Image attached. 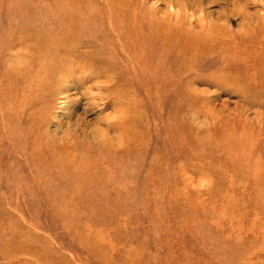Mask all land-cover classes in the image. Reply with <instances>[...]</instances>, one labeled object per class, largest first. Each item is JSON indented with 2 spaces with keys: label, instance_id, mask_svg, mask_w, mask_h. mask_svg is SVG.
Masks as SVG:
<instances>
[{
  "label": "rangeland",
  "instance_id": "rangeland-1",
  "mask_svg": "<svg viewBox=\"0 0 264 264\" xmlns=\"http://www.w3.org/2000/svg\"><path fill=\"white\" fill-rule=\"evenodd\" d=\"M134 7L198 36L166 90H192L190 111L152 94L134 56L104 66L99 46L81 44L121 35L106 18ZM48 34L62 39L51 51L67 48L59 57L87 60L46 85L28 67L41 52L12 57V44L44 35L45 49ZM261 65L264 0H0V264H264V90L249 79ZM111 69L124 73L95 86ZM173 119L194 146L173 148ZM78 161L99 168L90 191L55 166Z\"/></svg>",
  "mask_w": 264,
  "mask_h": 264
},
{
  "label": "bare ground",
  "instance_id": "bare-ground-1",
  "mask_svg": "<svg viewBox=\"0 0 264 264\" xmlns=\"http://www.w3.org/2000/svg\"><path fill=\"white\" fill-rule=\"evenodd\" d=\"M132 1H129V5L132 6ZM62 5L65 9L67 8V5L65 3ZM61 8V7H60ZM140 7H134L135 12H130L129 10L126 9H119L116 8L114 12L112 11L111 16H105L106 19H108V24L111 25V27H119L122 31V34L120 35H111V33L106 37H101L98 36L97 40L95 39L96 45H90L92 41L89 43V39H85L86 41H83L84 43H81L83 47H88L93 51L94 46H99L97 48V54L99 56L104 57V61L106 62V55L115 58L118 56L122 60L128 61L130 56H134L137 60V68L140 70L139 73H141L144 76V80L148 81V83H153L156 85L157 88H155L154 92L151 91L152 94H157L158 96L165 98V100L168 101H175L178 106H175V110L173 113H178L177 109L180 107L182 110L185 111H190L191 105L190 102L187 103L185 100V97L188 95L190 97L192 90L189 89V92L187 95L180 91L179 88H176L173 90V96L171 93L166 94V90L169 89L171 86L170 84L173 85V83L176 84V79H178L181 75H184L188 73V70L191 69L192 64L189 59V55H191L194 47L191 43H194L198 39V36L195 34H192V32L189 31V27L186 29L185 27H182V23L180 22H173L170 23L165 17L164 18H150V19H144V18H138L137 16V11H140ZM101 16L100 21H105V18H102ZM110 19V20H109ZM90 22V20H88ZM87 21L82 24H88ZM80 24L81 27L84 25ZM201 27L202 23L200 24ZM107 27V24H106ZM188 32L189 37L185 36V33ZM49 35V34H48ZM46 35V40L45 44L47 47L45 49H41V42L42 38L44 37H38L39 39L37 40V44L32 42L26 41V40H17L14 41L12 46L18 47L17 49V55H13L12 57H19V51L26 49L25 52H30L35 54L36 50H39L41 52V56H38L39 59L37 61L36 65V70L38 71L37 73L35 72V69L33 65H29V69L32 70L30 73L33 75L31 76L34 81L36 80L37 82H42L46 83H52L54 80L55 75H58L60 71L67 65L68 63H76L77 60L81 61L87 60L84 55H81V53H74L72 51H69L68 53H64L63 57L58 56L59 52L61 50L64 51V49H67L63 47L61 50L60 48L54 49L51 51V47L53 48L55 45L59 43V41H62L61 38L53 35ZM50 38V39H49ZM102 38V39H101ZM43 40V41H44ZM82 42V41H81ZM61 44V43H60ZM65 44V43H64ZM179 45L180 46V51H181V56L178 54L174 53V48ZM51 46V47H50ZM63 46V45H61ZM106 46H111V51L109 53H105ZM117 47V48H115ZM87 48V49H88ZM114 48V49H113ZM19 50V51H18ZM33 51V52H32ZM44 51V52H43ZM88 51V50H87ZM88 51V53H89ZM96 50H94L95 52ZM41 57V58H40ZM185 57H188L185 59ZM19 59V58H18ZM244 59V58H243ZM241 60L244 62V60ZM257 59V57H256ZM115 61V60H114ZM241 61L239 63L234 65V70H238L241 66ZM79 63V62H78ZM117 63V61H116ZM104 64V63H103ZM103 64H100L96 61H93V65L91 68H94L98 71H101V69L108 65L106 64L102 66ZM79 65V64H78ZM79 71L83 70L82 65L77 66ZM96 67V68H95ZM27 68V67H26ZM117 69V68H116ZM116 69H111L108 73H104L105 76L102 77L101 79L99 78V75L95 74L91 78L94 80L95 86H99L100 84H108L109 81L111 82L110 78L113 77H121L123 75V70L121 69L120 71ZM122 72V73H121ZM235 72V71H234ZM150 77H149V76ZM251 81L256 80V79H261L260 81L262 82L263 88L261 90H264V65L258 67L255 71V74L249 78ZM112 84L114 85V82L112 81ZM166 86V87H165ZM169 86V87H168ZM87 88V87H86ZM89 89V88H88ZM170 90V89H169ZM176 91V92H175ZM180 92V93H179ZM175 93V95H174ZM253 90L252 92L248 93L249 96L253 95ZM1 94V92H0ZM169 94H171L169 96ZM184 94V95H183ZM2 95V94H1ZM184 96V97H183ZM180 98H184L183 104L182 100ZM187 99V97H186ZM172 101V102H173ZM5 111L3 110V107L0 105V117L4 115ZM163 114V113H162ZM178 115V114H176ZM9 117V116H8ZM175 117V116H174ZM174 125H172L171 131H170V137L173 142V148H176L175 150L178 151V149L182 150V148L187 147L189 145L194 146V142L192 141L193 136L190 134H185L183 138H179L178 127H180V124L182 125L179 120H174L172 122ZM183 126L187 127L186 124H183ZM72 127V126H71ZM14 128V127H13ZM13 128L11 129V138L18 141V138H15V135L13 134ZM74 128V127H73ZM7 133V136L9 134L8 131L2 130L0 127V132ZM10 138V139H11ZM48 152V151H45ZM185 155V154H184ZM69 159V158H67ZM238 159V158H236ZM70 162H72L74 159V156L69 159ZM226 161V160H225ZM239 162L240 160H236ZM236 162V164H237ZM57 164V165H56ZM92 163H87L78 161L76 162V165L69 166V165H63L60 163H55L56 167H59L61 171L65 172L67 171L70 175H72L73 179H79L80 180V186L85 189H88L89 191L92 190V188L96 187V184L93 183L91 184L92 180H96L97 177H99V168L97 165H91ZM226 165H229L226 163ZM236 166H233L235 168ZM237 169V168H236ZM65 170V171H64ZM89 175H92L91 177H88ZM97 175V177H96ZM96 177V178H95ZM91 179V180H90ZM98 179V178H97ZM4 242H0V247L3 246ZM4 247V246H3ZM12 248H6L4 251H6L7 255L12 254ZM2 254V251H1Z\"/></svg>",
  "mask_w": 264,
  "mask_h": 264
}]
</instances>
